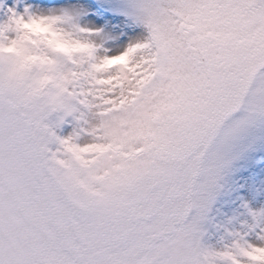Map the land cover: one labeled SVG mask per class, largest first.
Here are the masks:
<instances>
[{
    "label": "snow or ice",
    "instance_id": "6c2138e0",
    "mask_svg": "<svg viewBox=\"0 0 264 264\" xmlns=\"http://www.w3.org/2000/svg\"><path fill=\"white\" fill-rule=\"evenodd\" d=\"M0 264H264V0H0Z\"/></svg>",
    "mask_w": 264,
    "mask_h": 264
}]
</instances>
